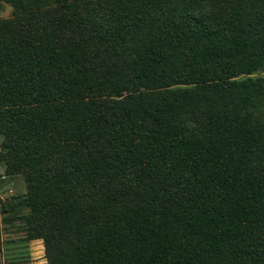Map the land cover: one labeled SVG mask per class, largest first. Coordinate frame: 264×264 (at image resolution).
<instances>
[{
	"label": "trees",
	"instance_id": "trees-1",
	"mask_svg": "<svg viewBox=\"0 0 264 264\" xmlns=\"http://www.w3.org/2000/svg\"><path fill=\"white\" fill-rule=\"evenodd\" d=\"M6 1L0 250L264 264V0Z\"/></svg>",
	"mask_w": 264,
	"mask_h": 264
},
{
	"label": "rangeland",
	"instance_id": "rangeland-1",
	"mask_svg": "<svg viewBox=\"0 0 264 264\" xmlns=\"http://www.w3.org/2000/svg\"><path fill=\"white\" fill-rule=\"evenodd\" d=\"M13 14L14 8L6 0H0V19H10ZM2 143L3 137L0 135V147ZM25 193L26 184L23 177H6L5 166L0 161V197L3 203L12 204V198L23 196ZM2 217L4 218V215L1 214ZM1 228L0 264H48L42 240L26 239L25 233L12 225L2 224Z\"/></svg>",
	"mask_w": 264,
	"mask_h": 264
}]
</instances>
